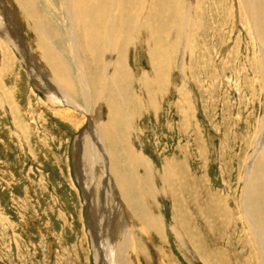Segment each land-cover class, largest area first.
Returning <instances> with one entry per match:
<instances>
[{"label":"rangeland","instance_id":"rangeland-1","mask_svg":"<svg viewBox=\"0 0 264 264\" xmlns=\"http://www.w3.org/2000/svg\"><path fill=\"white\" fill-rule=\"evenodd\" d=\"M248 1L250 6L246 0H108L110 8L126 9V26L113 36L119 43L107 42L98 26V41L82 50L87 72L95 73L86 77L93 96L105 103L102 123L131 182V219L142 229L132 225L128 264H263L256 237L264 227L243 243L237 221L241 194L251 187L256 192L249 198L262 202L264 215V179L259 184L247 177L255 147L264 151V74L258 71L264 43L257 31L264 26V0ZM32 2L46 9L44 1ZM249 7L262 19L253 31ZM16 20L28 39V23ZM133 23L149 32L137 34L139 43ZM87 28L92 34V23ZM63 60L74 70L69 57ZM106 60H113L109 77L117 92L102 71ZM27 70L1 41L0 264H111L94 257L88 223L95 215L86 216L85 170L76 163L75 142L87 125L80 127L81 113H67L35 88ZM57 72L64 80L75 78L71 70ZM96 104H88L90 110ZM79 105H85L81 99ZM102 177L95 185L99 214ZM247 206L242 212L255 223V208Z\"/></svg>","mask_w":264,"mask_h":264},{"label":"bare ground","instance_id":"bare-ground-1","mask_svg":"<svg viewBox=\"0 0 264 264\" xmlns=\"http://www.w3.org/2000/svg\"><path fill=\"white\" fill-rule=\"evenodd\" d=\"M19 1L21 2V5H16L18 2L17 0H14V2L13 0H0V42H4L6 46L11 48L20 57L22 63L28 68V75L32 78L35 88L44 93V95L53 102H56L64 109L66 108L65 111H67V113L76 112L72 115H76L77 113L82 114L83 117L81 118L82 122L80 127H82L84 124L87 126L84 130V133L78 137L77 141L75 140L77 159L76 163L81 169L84 168L85 170V174L83 175V173H81L80 175L81 180L83 179L80 185L86 207L88 209L86 216L88 215L87 218L89 219L92 215V212H94L95 215L94 224L91 225L88 223L93 238L94 257L96 261H98L97 263H106L110 261L111 264H128V245L130 235L132 234V225L134 224L139 229H141V226L136 222L137 220L132 221L131 219L132 215L129 212L127 206L128 198L132 194L131 182L129 183L126 180V172H123V169L121 170L120 168V155L116 151L114 152L112 149V135L108 132L110 128H106V125H104L101 120L102 114L100 111V106H104L105 103L102 102L101 99H97L93 96L92 89H90V84L86 79L88 73H95L87 72L83 55H81L82 50H85L89 42L98 41L97 30L99 27H103L102 35L106 36L105 40L107 42H111V40L113 41L115 38L116 41L118 40L117 36H113L115 32H117V34L120 33V29L126 26L125 19L123 18L126 13V9L120 10L121 7L118 9L115 8V6L110 8L108 5V0H93L91 7L80 6L82 0H58L59 6H57V8L51 1L42 0L46 6V9H44L45 7L42 8L43 10L33 4L32 0ZM38 2L36 1V3ZM246 2H248L247 4L250 6V1L246 0ZM249 9L247 11L248 14L247 12L246 14L250 18L249 21H251V15H253L252 18L254 22H249V25H251L250 30L253 31L255 29L254 27L257 26V21H262V19L253 13L252 7H249ZM259 9L260 14H262L264 18V7L261 6ZM138 12V16L143 14L141 9L138 10ZM16 17L23 19L26 23H28V39L26 40L25 38H22L23 36L21 35V30L17 25ZM88 17L90 18L89 20ZM89 23H92V27L94 29L92 34L87 28ZM50 27L53 31L54 37L51 36ZM131 28V34L134 33L136 35L139 43L141 38H138L137 34L142 36L144 31L147 30L144 28L142 31H138L137 25L134 23L132 24ZM257 31L262 37L260 41L264 43V26L262 25ZM147 33L149 32L147 31ZM168 37L169 34L167 35V38ZM91 39H93V41H89ZM124 41L126 42V40ZM57 43L63 44H61L59 48ZM111 47L112 45L109 43L108 49ZM260 50V66L258 71L259 74L262 75V73L264 74V47H262L261 44ZM66 56L72 60L74 70L70 68L71 65L63 60L65 58L67 59ZM112 61L113 60H106L102 71L105 72L104 74L107 76L106 78L117 92L119 89L117 88L114 80L109 77V72L111 71L110 69L113 66ZM97 67L98 65L92 67L91 70ZM70 70L71 74L72 72L75 73V80L71 78L70 80L66 78V80H64L58 76L57 71L64 73L69 72ZM96 80L97 78L94 79V81ZM98 84L99 83L97 82V85ZM80 99L84 102V106L79 105ZM95 103L97 104L93 107V109L90 110L88 104H92L93 106ZM260 140L263 141V138ZM258 146L259 147H255L253 151V157H250L251 161L249 163L248 169L249 175H247V177L249 179L257 178V182L260 184L261 180L264 179V151L261 148L262 145ZM101 175H103L102 182L105 180L107 181L106 186L104 185L106 187V191L102 188L101 195L103 196V208L101 210L102 213L99 214V207L97 205L99 201L95 195V185L96 180H99ZM247 180L245 181L247 182ZM107 183L110 185V187H107ZM243 184L245 188L246 185L244 181ZM251 188H253V190L247 191L246 193H242L241 191V198L238 202L239 219H237V221L241 223L243 228L240 231V236L246 237L247 239L245 242L243 241V243L251 242V240L253 241V237H256L258 234L256 233L257 230L260 232L263 230L262 227H264V222L261 221V219L264 218V215H261L260 213L262 202L255 200L256 202L252 203L254 197H252V199L250 198L252 193L254 194V192H256V189L254 187ZM247 198L248 201L243 203V199L246 201ZM91 200H94L93 209L92 205H90ZM248 203L252 205V211L253 208H255V223L252 221L253 217H249L248 214L245 215L246 213L244 212L245 214H243L242 212V210L245 211L244 209H246ZM247 208L250 211V205L249 207L247 206ZM123 212H125L127 219L124 218ZM103 213L105 214L104 217ZM114 218L116 219V223L119 221L120 227L123 229V233L126 236L124 237V240L118 236ZM123 218L125 221L128 220L127 226L123 225ZM228 229L230 230V228ZM226 236L225 238L228 239V234ZM256 238H259L261 246L259 247V250L262 260H264V235L258 234V237ZM100 248L106 252H99ZM99 253H104V255L100 257ZM234 257L236 258L237 262H240V255L238 253ZM257 257L260 259L258 251ZM255 259L258 260L257 258ZM262 263L264 264V261Z\"/></svg>","mask_w":264,"mask_h":264}]
</instances>
